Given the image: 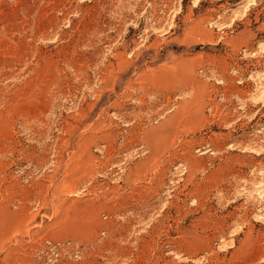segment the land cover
I'll return each mask as SVG.
<instances>
[{
    "label": "rangeland",
    "instance_id": "obj_1",
    "mask_svg": "<svg viewBox=\"0 0 264 264\" xmlns=\"http://www.w3.org/2000/svg\"><path fill=\"white\" fill-rule=\"evenodd\" d=\"M0 264H264V0H0Z\"/></svg>",
    "mask_w": 264,
    "mask_h": 264
}]
</instances>
